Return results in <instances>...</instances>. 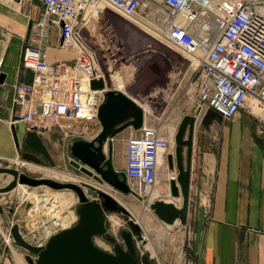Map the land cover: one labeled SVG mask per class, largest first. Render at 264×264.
<instances>
[{
  "label": "built area",
  "instance_id": "1",
  "mask_svg": "<svg viewBox=\"0 0 264 264\" xmlns=\"http://www.w3.org/2000/svg\"><path fill=\"white\" fill-rule=\"evenodd\" d=\"M36 1L42 10L29 22L30 43L21 56L32 77L12 86L10 123L23 122L37 131L58 127L71 138L96 135L103 90L91 89L90 82L104 76L81 32L94 35L105 9L178 50L190 67L197 61L187 83L197 102L222 119L234 117L249 97L264 107V0ZM52 26L59 31L58 47L73 51V58L47 59ZM123 145L121 170L127 183L134 191L143 187L146 194L157 183L159 157L167 162L171 141L158 127L144 124L132 130Z\"/></svg>",
  "mask_w": 264,
  "mask_h": 264
},
{
  "label": "crops",
  "instance_id": "2",
  "mask_svg": "<svg viewBox=\"0 0 264 264\" xmlns=\"http://www.w3.org/2000/svg\"><path fill=\"white\" fill-rule=\"evenodd\" d=\"M38 5L36 0H13L10 4L0 0V74H4V81L0 83L1 161L19 156L21 148L46 157L55 147L67 150L72 139L64 135L60 145L58 136L61 133L57 129L37 131L23 122H9L13 84L29 82L32 77V72L23 68L21 56L23 47L30 43L27 34L29 22L38 17ZM27 7L30 19L26 23L21 11ZM58 32L55 26L49 29L46 42L49 61L74 57L73 51L58 47ZM108 79L113 86L111 88L121 89L148 110L142 95L126 90L122 75H110ZM249 100L252 98L230 119H222L211 110L209 119H198L200 115L206 116V110L199 108L198 103V108L191 114L196 115V122L189 204L194 189L208 192V198L203 205L202 202L198 205L193 227L186 223L184 229L176 234L179 239L177 254L170 257L160 250L150 253L144 249L140 252L145 257L144 264H264V120L258 118L264 110L260 107L258 114L252 112ZM146 114V124L150 125V110ZM11 126H14L18 147L13 140ZM132 130L125 129L117 139L123 141ZM113 163L115 169L121 170L124 164L121 150ZM0 264L12 262L9 258L1 259L0 254Z\"/></svg>",
  "mask_w": 264,
  "mask_h": 264
},
{
  "label": "rangeland",
  "instance_id": "3",
  "mask_svg": "<svg viewBox=\"0 0 264 264\" xmlns=\"http://www.w3.org/2000/svg\"><path fill=\"white\" fill-rule=\"evenodd\" d=\"M4 1L10 4V2ZM39 8L41 12L42 8L40 6ZM29 12V7L21 11V15L26 19V23L30 19ZM97 26L99 30L94 35L89 34L86 30H83L81 34L90 48L96 52L97 64L107 79V86L113 87L110 79H108L109 74L113 76L122 75L126 90L137 92L145 99L148 105L147 111L150 110L152 114L150 126L162 129L164 135L168 136L173 129L176 130L184 114H193L196 108H198V102L193 94V89L187 83L190 77L182 76L195 75L194 70L189 66L188 60L179 51L164 45L110 9L104 10L103 16L100 17ZM27 34L29 35V29ZM107 66L110 72L106 69ZM172 75L176 76L172 77ZM156 87H160L161 89L154 90L153 88ZM150 90L152 92L149 94ZM199 108L206 110V116L200 115L198 119H209L211 116L209 109L202 104ZM52 129H57L61 133L58 139L60 145H62L61 138L64 136V133L58 127H53ZM120 150L124 154L123 141L116 137L113 143V160L118 156ZM171 151H173V145ZM18 153L19 156L7 160L8 165L30 176L48 177L62 182L73 181L71 179H58L46 174L55 172L68 177H76L80 180L86 179L94 182L92 178L69 164L68 149L64 150L61 146L50 149L46 157L25 148H21ZM13 159H20L36 164L41 170H34L27 165H16L12 163L11 160ZM2 162L0 160V166H2ZM120 168L122 169L123 166ZM170 175H174V171L168 170L166 164H164L161 169V175H158L156 189L151 192L150 198L143 193V187L141 191L139 189L136 192L143 199H149L148 201H153L156 197L169 200L171 198L168 199L165 196ZM10 177L12 178V175L8 173H0V187L5 186L11 179ZM74 182L80 183L78 181ZM103 187L107 192H111L118 197L121 205L130 212L129 218L134 223L137 222L136 216H139L140 223L137 222L136 224L140 230V237L134 236L138 245L143 246L150 253L160 250L163 254L170 255V257L177 254L179 239L176 234L180 229H184L186 224L166 225L148 207L145 208L143 201L136 196L121 194L107 185ZM154 193L156 194L155 196ZM58 195H61L64 201L63 209L59 212L61 213L60 215L69 210H72L75 214L78 201L76 195L71 190H55L46 185L30 186L18 184L10 191L0 192V206L2 207V211L0 212L1 259L9 258L12 264H28L24 258L26 252L9 235V229L13 223L18 224L21 235L32 244H44L51 235L60 231L61 228H57L54 219H49L39 206L40 200L43 201L48 197L56 200ZM206 197L208 198V192L206 191L194 189L192 192L187 218V223H189L191 228L197 219L198 205L201 202L203 205ZM112 215H115L121 222L117 224L115 231L112 229L111 222L109 221L108 232L117 242L122 244L120 232L131 230L128 219L121 212H107V217ZM75 222L76 218L70 225H73ZM94 241L100 248L112 252L113 245L102 237H95ZM186 248L184 246V251H186ZM141 259L146 263L144 255L141 256Z\"/></svg>",
  "mask_w": 264,
  "mask_h": 264
},
{
  "label": "water",
  "instance_id": "4",
  "mask_svg": "<svg viewBox=\"0 0 264 264\" xmlns=\"http://www.w3.org/2000/svg\"><path fill=\"white\" fill-rule=\"evenodd\" d=\"M3 81L4 74L1 73L0 83ZM90 87L103 90V100L97 114L100 129L92 138H72L67 149L69 164L92 178L94 182H62L48 177H33L10 167L8 161H3L0 166V173L12 175L9 182L0 187V192L10 191L19 183L30 186L46 185L56 190L68 189L77 197L76 222L61 228L44 244L26 241L18 224L11 225L9 235L26 252L24 258L28 264H144L140 254L144 247L138 245L134 239V236L140 237L138 225L129 218L130 212L104 189V185L121 194L136 196L166 225L187 223L196 115L184 114L181 117L173 135V151L167 155L166 166L168 170L174 171V175L168 179V191L172 198H178V203L173 199L163 198L148 201L129 187L122 170L115 169L111 139L127 128H141L146 124V112L149 111L124 91L109 88L102 78L92 80ZM10 128L14 143L18 147L14 126ZM109 211L121 212L128 219L131 230L120 232L122 244L108 232ZM95 237H102L112 244V252L96 245Z\"/></svg>",
  "mask_w": 264,
  "mask_h": 264
},
{
  "label": "bare ground",
  "instance_id": "5",
  "mask_svg": "<svg viewBox=\"0 0 264 264\" xmlns=\"http://www.w3.org/2000/svg\"><path fill=\"white\" fill-rule=\"evenodd\" d=\"M16 3V2H15ZM172 48V47H171ZM173 50H176V49H174V48H172ZM176 51H178V50H176ZM97 67H98V69L100 70V72H102V70H101V68H100V66L97 64ZM197 67V61H194L193 62V65H192V68L193 69H195ZM107 69V68H106ZM104 76V75H103ZM103 80H104V82L106 83V85H107V79L105 78V76H104V78H102ZM110 88V87H109ZM117 89H119V88H117ZM119 90H121V89H119ZM122 91V90H121ZM249 98H252V100H249L250 101V107H251V111L252 112H254V113H256V114H258V111H259V108L260 107H262L263 108V110H264V107H263V105L261 104V103H259V101H257L256 99H254L253 97H249ZM248 98V99H249ZM147 105V104H146ZM148 106V105H147ZM143 107H144V105H143ZM144 109H146L145 107H144ZM261 116H264V112H261V113H259ZM259 115V116H260ZM260 116V117H261ZM262 118V117H261ZM67 123H69V122H66V123H63V125H64V127H65V129H66V127H67ZM162 130V129H161ZM171 130V129H170ZM174 130L175 129H173L170 133H169V135H168V138H169V140L171 141V145H173V132H174ZM163 131V130H162ZM12 161V163H15L16 165L18 164V165H21V166H25V165H27L29 168H33L34 170H41V168H39L38 167V165H36V164H33V163H29V162H26V161H23V160H20V159H13V160H11ZM164 164H165V160L163 159V158H161L160 159V162H159V170H158V175H159V171L163 168V166H164ZM37 168V169H36ZM47 175H49V176H52V177H55V178H58V179H71V180H73V181H78V182H80V183H85V182H87L88 180H86V179H77L76 177H68V176H66V175H63V174H60V173H55V172H49V173H46ZM171 176H173V175H170L169 176V178L171 177ZM11 178V177H10ZM89 183H91V182H89ZM19 184V183H18ZM17 184V185H18ZM19 185H21V184H19ZM56 190V189H55ZM60 190H68V189H60ZM106 190V189H105ZM107 191V190H106ZM153 191V190H152ZM152 191H149V189L148 190H145V193H146V195L150 198V194H151V192ZM117 201H119L120 202V200L118 199V197H116L115 195H113V193H111V192H109ZM166 198H171V199H173L174 201H178V198H172L170 195H169V192H168V189H167V187H166ZM156 194L154 193V196H155ZM168 195V196H167ZM157 198V197H156ZM155 198V199H156ZM73 199H74V197H73ZM149 200V199H148ZM121 203V202H120ZM39 206H40V208H41V210L43 211V213L49 218V219H51L52 218V220L54 219V221H55V223H56V226H57V228H65V227H67V226H69L70 225V223H72L74 220H75V218H76V216H75V214H74V212L72 211V210H69L68 212H66V213H64V214H62V215H60L61 213H59V212H61V210L63 209V206H64V201H63V199H62V196L61 195H58L57 196V199L55 200L54 198H52V197H48V198H46V199H44L43 201L42 200H40V202H39ZM144 207L146 208V206L144 205ZM115 214V213H114ZM58 215H60V216H58ZM108 218H109V221L111 222V226H112V229H114L115 231H116V226H117V224L118 223H120L121 221H119V219L115 216V215H112V216H108ZM136 221L138 222V223H140V219H139V216H136ZM136 222V223H137Z\"/></svg>",
  "mask_w": 264,
  "mask_h": 264
},
{
  "label": "flooded vegetation",
  "instance_id": "6",
  "mask_svg": "<svg viewBox=\"0 0 264 264\" xmlns=\"http://www.w3.org/2000/svg\"><path fill=\"white\" fill-rule=\"evenodd\" d=\"M156 186V185H155ZM154 189H156V187H150L149 188V191H152V190H154ZM147 190H148V188H147ZM147 196V195H146ZM113 250V249H112Z\"/></svg>",
  "mask_w": 264,
  "mask_h": 264
}]
</instances>
